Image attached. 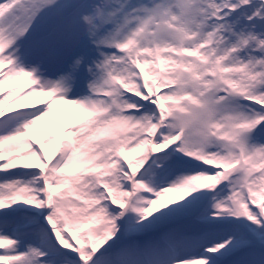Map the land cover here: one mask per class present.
<instances>
[{
	"label": "snow or ice",
	"instance_id": "6c2138e0",
	"mask_svg": "<svg viewBox=\"0 0 264 264\" xmlns=\"http://www.w3.org/2000/svg\"><path fill=\"white\" fill-rule=\"evenodd\" d=\"M0 264H264V0H0Z\"/></svg>",
	"mask_w": 264,
	"mask_h": 264
},
{
	"label": "bare ground",
	"instance_id": "6f19581e",
	"mask_svg": "<svg viewBox=\"0 0 264 264\" xmlns=\"http://www.w3.org/2000/svg\"><path fill=\"white\" fill-rule=\"evenodd\" d=\"M25 103H33V102H31V101H26Z\"/></svg>",
	"mask_w": 264,
	"mask_h": 264
}]
</instances>
